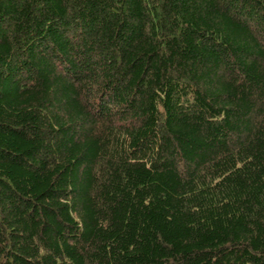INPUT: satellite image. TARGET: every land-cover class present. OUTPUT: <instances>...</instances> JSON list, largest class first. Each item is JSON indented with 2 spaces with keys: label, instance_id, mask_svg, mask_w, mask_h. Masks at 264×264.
<instances>
[{
  "label": "trees",
  "instance_id": "trees-1",
  "mask_svg": "<svg viewBox=\"0 0 264 264\" xmlns=\"http://www.w3.org/2000/svg\"><path fill=\"white\" fill-rule=\"evenodd\" d=\"M0 264H264V0H0Z\"/></svg>",
  "mask_w": 264,
  "mask_h": 264
}]
</instances>
